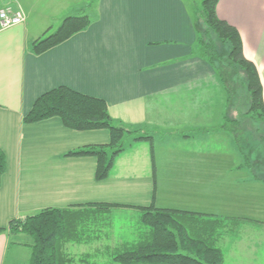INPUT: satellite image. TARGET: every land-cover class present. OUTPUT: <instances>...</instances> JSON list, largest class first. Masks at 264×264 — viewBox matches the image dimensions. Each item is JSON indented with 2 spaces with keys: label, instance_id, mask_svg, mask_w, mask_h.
<instances>
[{
  "label": "crops",
  "instance_id": "1",
  "mask_svg": "<svg viewBox=\"0 0 264 264\" xmlns=\"http://www.w3.org/2000/svg\"><path fill=\"white\" fill-rule=\"evenodd\" d=\"M8 1L26 18L0 25V148L7 157L0 226L46 207H74L94 212L86 229L97 228L98 212L142 214L140 207L153 203L245 218V224L264 227V182L237 167L240 158L229 127L195 137L155 138L154 169L150 143L147 149L135 141L116 158L109 177L98 180L94 156L65 153L109 142L107 128L76 130L59 116L23 121L39 95L67 85L104 98L111 116L129 124L184 130L218 122L225 94L213 66L194 50V5L187 0H0V8ZM82 12L91 18L87 28L42 53L32 50L34 40ZM217 12L240 31L244 54L258 68L264 100V0H219ZM148 157L150 171L140 169ZM245 231L230 245L233 261L238 262V249L248 260L256 258L252 251L260 234L242 237ZM101 236L89 233L92 240L76 244L94 245L84 252H102ZM23 241L29 239L0 233V264H19V252L30 257ZM118 241L112 243L127 242Z\"/></svg>",
  "mask_w": 264,
  "mask_h": 264
},
{
  "label": "trees",
  "instance_id": "2",
  "mask_svg": "<svg viewBox=\"0 0 264 264\" xmlns=\"http://www.w3.org/2000/svg\"><path fill=\"white\" fill-rule=\"evenodd\" d=\"M218 2L194 0L193 6L196 31L194 50L213 66L225 94V108L218 122L191 124L186 127L196 128L184 130L129 124L111 116L104 98L67 85L56 86L39 95L23 121L32 123L59 116L64 125L72 129L107 128L110 132L109 142L86 144L65 153L68 156H94L95 177L98 180L109 177L116 158L135 141L146 140L150 143L154 169L155 138L173 135L195 137L220 131L232 123L242 129L228 131L233 136L240 158L237 167L248 170L253 179L264 182V132L255 125L256 122L264 121L263 85L256 64L244 54L240 31L218 15ZM90 23L91 18L86 12L68 15L54 31L34 40L31 48L35 53H42L87 28ZM219 59L224 60L232 72L241 75L240 85H244L247 91L241 105L232 102L233 83L226 80L218 65ZM230 107H233L232 111L237 116L229 117ZM248 128L254 131L260 141L261 146L256 148L260 150V156L252 155L256 151L247 152L241 142ZM6 169L7 157L0 148V183ZM140 208L143 211L141 223L146 228L139 240L123 242L114 247H110V244L101 245L98 247L102 252H82L79 258L76 257L77 260H83L85 264H99L89 261H97L99 254L104 259L105 254L111 252L112 256L108 259L119 264H224L225 253L220 246L224 236L240 234L246 221H249L239 217L159 208L153 203ZM93 213L74 207H46L24 217L11 218L6 226H0V233L7 232L11 237L24 235L29 239L28 242H22L31 249L28 264H80L65 246L67 243L86 242V224L94 222Z\"/></svg>",
  "mask_w": 264,
  "mask_h": 264
},
{
  "label": "rangeland",
  "instance_id": "3",
  "mask_svg": "<svg viewBox=\"0 0 264 264\" xmlns=\"http://www.w3.org/2000/svg\"><path fill=\"white\" fill-rule=\"evenodd\" d=\"M189 2V4L194 5V0H187ZM12 2V1H10ZM197 2H200V0H197ZM218 61V65L222 70V73L224 74L226 80L229 82L233 83V98H232V102L237 103L241 105V102L243 103V99H245V96L247 95V91L244 85H240V78L241 75H237L235 74V72H232L231 69L225 65L224 60H217ZM229 82V83H230ZM234 106V105H233ZM233 107H230V113L228 114L230 118L237 116V113L234 114L232 111ZM258 127H260V130L264 132V121H259L256 122V124ZM227 127H229V129L231 130H235L236 128L241 131L242 129H240L237 125H234L232 123H229L226 125ZM244 135L241 137V142L243 144V146L246 148L247 152L248 151H256L254 152L252 155L253 156H260V150H256V148H258L259 146H261L260 141L258 140L256 134L254 133V131H252L250 128L247 129V131H244ZM165 142L168 143H173L171 142V140H167ZM135 144L139 145L138 147H147L148 149V142L146 140L144 141H138ZM141 149V148H139ZM253 149V150H252ZM139 168L140 169H146L148 171H150L151 169V163H150V159L149 157L147 158L146 164L139 163ZM102 213L101 218H97V224L99 227L103 226V228L99 229V227L97 228H88L85 231V240L86 242H89V240H92L91 237L86 236L89 235V233H102V236L100 238V241H103L102 243H99L101 245H105L106 241L109 243H111V245H109L110 247H114L116 245H118L117 243H112V242H119L118 240H125L127 242H134L140 239V234L142 232L145 231V226L143 223H141V214L139 212H134L131 210H122V209H118L115 211H103V212H98V216H100L99 214ZM99 219V220H98ZM89 223L86 224V227L88 226ZM91 225V224H90ZM93 225V224H92ZM246 228V231L244 232V234L242 235V237H245L246 234H250L257 232L258 234H260V241L257 243V249H254L252 251V254H256V258H253V260H248L247 258H245V254H243V252H239V251H243L238 249V251L236 250L235 253L237 254V260L233 261L231 259V257L229 256V252H230V245L231 243H234L235 240H237L240 237V234L237 235H233L230 237V235L224 236V240H223V244L221 246L222 250L225 253V261L224 264H264V227H259V226H254V225H248L245 224L244 226ZM107 234V237L105 236ZM256 234V233H255ZM248 236V235H247ZM257 236V234H256ZM241 237V239H242ZM94 245H91L89 243H84V244H76V243H67L65 248L68 251V253H70L73 257H75L76 262H79L80 264H85L83 260H80L77 258H79V255L81 256L82 252H84V250L87 248H90ZM255 250H257V252L255 253ZM246 252V251H245ZM249 253V252H248ZM15 251H11L9 253V263L12 262V255L14 257ZM19 255L21 257V262L19 264H28L29 261V257L24 258L23 256V252H19ZM106 258L101 259L103 257V255L98 256V260L97 261H89V262H96L99 264H104L107 262H111V259L109 260L108 258H111V252H109V254H105ZM243 256V259H242ZM77 257V258H76ZM249 258V257H248ZM86 262V261H85ZM77 264V263H76ZM111 264H119L118 262H111Z\"/></svg>",
  "mask_w": 264,
  "mask_h": 264
},
{
  "label": "built area",
  "instance_id": "4",
  "mask_svg": "<svg viewBox=\"0 0 264 264\" xmlns=\"http://www.w3.org/2000/svg\"><path fill=\"white\" fill-rule=\"evenodd\" d=\"M25 18L24 11L14 6L10 1L0 8V25L2 28L22 23Z\"/></svg>",
  "mask_w": 264,
  "mask_h": 264
}]
</instances>
